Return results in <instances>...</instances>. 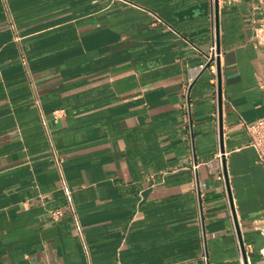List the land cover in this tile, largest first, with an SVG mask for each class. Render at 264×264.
<instances>
[{"label": "crops", "instance_id": "crops-1", "mask_svg": "<svg viewBox=\"0 0 264 264\" xmlns=\"http://www.w3.org/2000/svg\"><path fill=\"white\" fill-rule=\"evenodd\" d=\"M262 14L219 0L217 38L213 0H0V264L262 263L264 171L242 126L264 117ZM214 41L224 153L202 73ZM33 92L88 255L72 215L52 218L67 202Z\"/></svg>", "mask_w": 264, "mask_h": 264}, {"label": "built area", "instance_id": "built-area-1", "mask_svg": "<svg viewBox=\"0 0 264 264\" xmlns=\"http://www.w3.org/2000/svg\"><path fill=\"white\" fill-rule=\"evenodd\" d=\"M260 3V6L262 7L263 10V14L262 16H260L259 18L253 17V38L255 40V43L258 46H261L264 48V0H258ZM213 4H214V0H213ZM256 9V7H255ZM215 32V30H214ZM215 40V38H214ZM220 56L219 53L217 51V43L216 41L213 42V45L210 48V52L209 55L207 57V71L210 73V75L212 76V82L214 85V96L215 99L217 101L218 98V60H219ZM24 61V60H23ZM220 61V60H219ZM25 63V61H24ZM33 99L35 102V105L41 115V124L45 130V133L50 141V155L51 158L54 161L55 167L58 171L59 174V180H60V189L62 190V192L65 195L66 198V206L63 210L59 209V210H54L51 212L52 218L57 220L59 218H61L65 212L69 213L72 215L73 217V223H74V227L76 232L78 233L81 241H82V245H83V249L85 251V253L88 255L89 254V249L87 246V243L84 240L83 237V226L81 224L80 218L77 214L75 205H74V201H73V191L70 188V186L68 185L65 173L63 171V167H62V158L57 150V147L55 146L53 140L50 137V132H49V128H48V123H47V119L46 117L43 115L42 112V105H41V101L40 98L37 94V92H33ZM216 111H218V104H216ZM62 114H64V110H56L53 112V118L55 120H57ZM216 117H218V113H216ZM242 126L244 127V129L248 132L249 136H250V146L255 150L256 154H257V163L259 165H261V167L263 168L264 171V117L255 121V122H242ZM223 158L222 155H219L218 158H216L217 164L220 167V172L217 175V179L221 182H223V187L222 189L225 190V192L227 191V186H226V179H225V173H224V168H223ZM198 164H194L192 166L193 171H196L198 169ZM194 192L197 196V200H198V205H199V218L198 221L200 223L201 226V238H202V234L204 235L203 232V224H202V197H203V192H204V184L202 182L199 181V179H195L194 181ZM227 193V192H226ZM256 229L260 232L263 240H264V217L260 218L257 222V227ZM202 243L204 245V241L202 238ZM262 257L264 258V247L263 249L260 251ZM204 262L207 264L208 263V259L207 256H204ZM243 264H253L248 258L246 259L245 263ZM260 264H264V261Z\"/></svg>", "mask_w": 264, "mask_h": 264}, {"label": "water", "instance_id": "water-1", "mask_svg": "<svg viewBox=\"0 0 264 264\" xmlns=\"http://www.w3.org/2000/svg\"><path fill=\"white\" fill-rule=\"evenodd\" d=\"M214 8H215V31H216V36L218 38L219 35V0H214ZM218 111H219V139H220V146H221V152L224 153V148H223V122H222V101H221V69H220V61L218 60ZM207 64L204 67L203 72H205L207 70ZM223 161V168H224V173H225V179H226V186H227V192H228V198H229V202H230V208L232 211V217L234 220V225H235V230H236V234L238 237V241L241 247V252L242 255L244 256V258L246 259V254H245V249H244V245H243V240H242V235L239 229V225L238 222L236 221V215H235V210L233 207V202H232V198H231V193L229 191V186L227 183V176H226V171H225V162Z\"/></svg>", "mask_w": 264, "mask_h": 264}]
</instances>
